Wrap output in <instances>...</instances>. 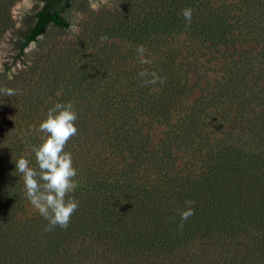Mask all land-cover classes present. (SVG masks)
Masks as SVG:
<instances>
[{
  "label": "trees",
  "instance_id": "trees-1",
  "mask_svg": "<svg viewBox=\"0 0 264 264\" xmlns=\"http://www.w3.org/2000/svg\"><path fill=\"white\" fill-rule=\"evenodd\" d=\"M36 1L19 49L40 46L49 27H69V0ZM210 2L142 0L150 64L137 58L115 69L71 42L45 43L47 65L58 64L64 80L59 99L78 116L65 148L78 187L65 199L79 207L66 230L45 231L37 211L22 214L20 156L3 147L0 264H264V0ZM179 33L210 47L251 44L187 103L188 69L171 41ZM152 72L164 82L145 84ZM152 125L163 127L156 142L142 131ZM186 200L195 214L182 222L176 209Z\"/></svg>",
  "mask_w": 264,
  "mask_h": 264
},
{
  "label": "rangeland",
  "instance_id": "rangeland-1",
  "mask_svg": "<svg viewBox=\"0 0 264 264\" xmlns=\"http://www.w3.org/2000/svg\"><path fill=\"white\" fill-rule=\"evenodd\" d=\"M98 2L99 10L93 11L89 0H69V6L63 11L69 21L67 29L49 27L45 37H40V46L31 42L19 49V36L32 23L33 13L40 2L0 0V88H11L16 92L14 96L0 94V154L5 147L7 154L14 153L27 158L30 167L34 168L32 163H35V158L29 156L35 145L33 139L44 138V134L33 131V126H38L46 118L48 109L62 102L59 95L64 80L58 64L52 67L47 65L48 61L43 56L48 49L45 43L56 40L71 42L74 48L84 50V54L91 52L95 53V57L109 60L110 66L115 69L137 59L136 47L143 42V36L139 34L144 15L140 6L143 5L142 0ZM235 2L211 0L210 4L223 6ZM72 25L76 26L75 31L71 30ZM104 35L108 40L101 43L100 37ZM171 41L178 48V56L188 69L190 90L185 99L187 103L203 93V89L212 86L221 71L232 60L235 61L239 54H244L241 50L248 49L251 44L235 42L210 47L206 42L195 41L183 33L173 35ZM253 50L256 52L258 48ZM89 61L91 64L96 63L90 58ZM162 129V126L152 125L150 128L144 126L142 131L150 136L152 142H156ZM21 210L22 214L37 211L26 197L21 203Z\"/></svg>",
  "mask_w": 264,
  "mask_h": 264
},
{
  "label": "clouds",
  "instance_id": "clouds-1",
  "mask_svg": "<svg viewBox=\"0 0 264 264\" xmlns=\"http://www.w3.org/2000/svg\"><path fill=\"white\" fill-rule=\"evenodd\" d=\"M89 6L93 11H98L100 3L98 0H89ZM181 14L190 26L193 9L183 8ZM71 30L75 31L76 26L72 25ZM108 40L106 35L100 37L101 43ZM146 49L144 45L136 47L139 63L150 64L151 60L145 58ZM138 75L145 77L149 75L146 69H142ZM151 80H144L145 84L163 83V78L155 72L150 74ZM3 96H14V89L0 88ZM78 116L71 101L57 102L48 109L47 116L38 126H33V131L43 133L44 138L38 145L32 146V153L35 157L36 168L30 167L27 158L21 156L15 163V172L20 174L24 183L25 197L35 210L48 221L45 231H52L56 227L67 229L72 215L78 210L79 202L74 198L65 199L69 193L75 191L78 183L75 181L77 169L73 166L71 153L65 148L68 141L78 134L76 120ZM194 202L186 200V209L177 208L181 221H187L195 214ZM183 228V223L178 225Z\"/></svg>",
  "mask_w": 264,
  "mask_h": 264
}]
</instances>
